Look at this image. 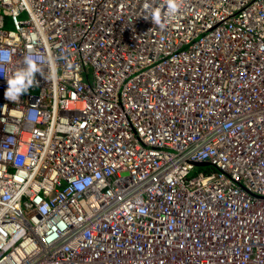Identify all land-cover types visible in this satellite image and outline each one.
Instances as JSON below:
<instances>
[{"label":"built area","instance_id":"2783aa9c","mask_svg":"<svg viewBox=\"0 0 264 264\" xmlns=\"http://www.w3.org/2000/svg\"><path fill=\"white\" fill-rule=\"evenodd\" d=\"M0 264H264V0H0Z\"/></svg>","mask_w":264,"mask_h":264},{"label":"rangeland","instance_id":"374dc122","mask_svg":"<svg viewBox=\"0 0 264 264\" xmlns=\"http://www.w3.org/2000/svg\"><path fill=\"white\" fill-rule=\"evenodd\" d=\"M11 26L10 25H8V28H10Z\"/></svg>","mask_w":264,"mask_h":264}]
</instances>
